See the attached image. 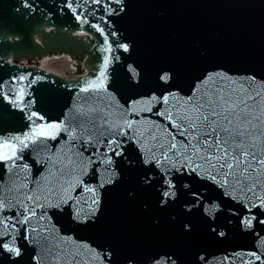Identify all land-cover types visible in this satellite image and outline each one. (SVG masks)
<instances>
[{"label":"water","instance_id":"obj_1","mask_svg":"<svg viewBox=\"0 0 264 264\" xmlns=\"http://www.w3.org/2000/svg\"><path fill=\"white\" fill-rule=\"evenodd\" d=\"M67 2L0 0V137L23 136L36 125L62 124L68 130H53L55 139L29 142L16 160L18 167L9 170V162H0V196L11 201L4 217H13V223L22 218L24 209L13 205L19 200L31 207L29 194L41 195V203L47 197L48 204L59 205L37 208L28 224L17 223L21 255L0 249V264H56L57 259L59 264H165L169 259L175 264H262L264 208L247 212L211 180L176 172L177 196L161 206L157 180L144 183L146 176L158 179L159 169L143 163L136 133L125 127L127 136H114L112 126L136 121L133 127L144 133L145 148L153 143V125L179 142L184 137L165 118L169 110L175 113L172 105L188 108V98L194 97V103L222 90L233 99L251 96L248 119H259H252L255 128L249 127L253 135L264 131V0H123L122 5L78 0L79 7L74 0L76 12ZM108 43L112 53L104 51ZM125 43L127 52L118 47ZM54 51L75 56L85 52L87 72L65 78L16 61ZM106 55L111 62L105 88L81 91L100 76ZM165 72L167 82L160 79ZM163 97H169L167 104ZM112 138L123 151L119 157L107 153L118 176L98 189L95 215L78 219L77 209L81 216L88 211L90 193L76 186L68 195L80 197L79 205L75 199L65 203L61 188L76 180L98 186L106 179L101 154ZM261 149L258 137L257 154ZM25 164L28 168L22 170ZM192 189L203 194L199 206H191ZM214 204L218 208L209 215L205 208ZM41 214L45 219H38ZM243 215L255 217L250 228L241 224Z\"/></svg>","mask_w":264,"mask_h":264},{"label":"snow or ice","instance_id":"obj_2","mask_svg":"<svg viewBox=\"0 0 264 264\" xmlns=\"http://www.w3.org/2000/svg\"><path fill=\"white\" fill-rule=\"evenodd\" d=\"M73 2L74 0H68L67 6L73 12H76V7H79L80 4L77 0L76 7H73ZM92 2L102 3V0H92ZM112 2L123 4V0H112ZM106 11L108 14L113 12L108 6H106ZM120 11H123V7H121ZM84 22H87L86 19ZM93 27H96L101 33L104 31L98 25H93ZM112 35L115 34L112 33ZM107 41L108 37L105 35V42L107 43ZM118 47L125 52L129 49L126 43L119 44ZM104 51L112 53L114 49L108 43ZM115 59H119V57L117 56ZM110 62V57L106 55L100 76L96 80L88 81L81 91L87 92L105 88L104 81L107 79V68ZM129 70L134 77L138 76L136 70L131 66H129ZM21 79H24V77H21ZM160 79L167 82L170 79V75L165 72L161 74ZM21 95H23V90H21ZM152 99H156V97ZM249 99H252V97L238 96L233 99L231 95H225L221 90L213 95L195 100L194 103V97L188 98L184 102L191 105L188 108L184 107L183 104L178 108L176 105H172V108L176 109L175 113L169 110L165 118L171 123L173 128L178 129V135L184 137V140L179 142L176 141V136L172 133L167 130L159 132L158 126L153 125L154 130L150 133V139L153 143L150 147L145 148L141 143L145 140L144 133L133 127L137 123L136 121L125 120L122 124L113 125L112 128L114 129V136H127L128 133L122 131L125 127L136 133L133 138L136 139L138 144H141L144 154L143 163L145 165L155 164L159 169L158 179L146 176L144 183L150 184L154 179L157 180L161 206L174 201L177 196V183L174 182L176 177L173 176V172L181 175L195 173L201 179L211 180L218 187L224 189L225 195L243 203L246 211L251 212L253 207L264 208V192L257 191L259 188H264V131L259 132L258 135H253L252 128H255V125L252 124V119H259V117L248 119L247 102ZM168 100L169 97H163L165 104H167ZM35 115L36 113H32V116ZM161 115L165 114L161 113ZM31 118L30 116L29 119ZM39 119H43V117ZM250 125L252 128L249 127ZM53 130L56 133L60 130L68 131L63 128L62 124H46L36 125L29 133H25L23 136L0 137V162H9L6 165L9 170L18 167L16 160L22 158L20 153L23 152L24 148L28 147V143H35L39 137L51 136L52 139H55ZM258 137L262 146L259 154L255 151ZM106 148L107 152L101 154L103 156L102 162L107 166L105 169L106 179L98 186H85L82 180H76L75 183H70L67 188H61V191L66 196V199L62 198V202L65 203L67 199H75L76 204L79 205L80 197L73 198L68 195L69 190H74L76 186H83L84 192L90 193L85 200L88 211L81 216V211L77 209L76 218L78 219L86 220L95 215L100 203L98 189L102 188L105 183H112L118 176V173L112 170L111 167L113 164L112 156L107 153L111 152L117 157L122 156L123 151L120 141L112 138ZM157 152H159V156ZM69 162L71 163V161ZM27 168L28 166L25 164L22 170H27ZM85 168L81 169V174H85ZM21 187L26 188L27 185H21ZM183 187L188 188L189 186L184 184ZM237 193L242 195L237 196ZM247 193H252L253 195L246 196ZM190 194L194 198L191 206H199L204 200L203 194L199 190L192 189ZM47 199V197H43L45 202L41 203V195H26V200L32 204L31 207L29 204L17 200L13 206L22 207L26 214L22 218L16 219L15 223H13V217L6 218L2 215L11 201H6L3 196H0V237H9L7 241L0 240V249L12 253L14 256L21 255V249L16 246V233L19 231L16 228V224H28L31 218L37 215V208L59 206L48 204ZM257 201L258 203H256ZM216 208H218V205L214 204L211 207H206L205 212L211 215ZM38 219L43 220L45 216L41 214ZM254 219V216L243 215L240 217V222L243 226L250 228ZM260 222L264 223V221ZM185 227L188 228L187 225ZM32 231L34 232L35 229H32ZM220 235H223V233H220ZM83 247L87 248L88 246L84 245ZM248 255L253 256L254 260L261 259L255 253ZM94 259H100L99 254H95ZM56 264H59V259L56 260ZM68 264H71V262H68ZM157 264H160V262L158 261ZM165 264H175V262L169 259ZM251 264H254V261ZM262 264H264V261H262Z\"/></svg>","mask_w":264,"mask_h":264},{"label":"rangeland","instance_id":"obj_3","mask_svg":"<svg viewBox=\"0 0 264 264\" xmlns=\"http://www.w3.org/2000/svg\"><path fill=\"white\" fill-rule=\"evenodd\" d=\"M84 57V55H81ZM72 57V58H71ZM77 57L79 56H75V55H71V56H67V55H55V56H49L48 58H53L49 59L52 60L49 64L48 61L46 68H50L52 69L53 72H57L58 74H61L62 76H65L66 78H72L75 77L76 75H78V73H82V71H85V67H83V62L80 63L77 59ZM26 57H20L18 58L16 61L17 62H21L25 59ZM76 59V61L73 59ZM72 59V60H71ZM21 60V61H20ZM30 61L31 63H33L34 61H36L35 59L33 60H27ZM37 65V64H36ZM47 68V69H48Z\"/></svg>","mask_w":264,"mask_h":264},{"label":"bare ground","instance_id":"obj_4","mask_svg":"<svg viewBox=\"0 0 264 264\" xmlns=\"http://www.w3.org/2000/svg\"><path fill=\"white\" fill-rule=\"evenodd\" d=\"M75 33H79V32H75ZM60 54H67L68 55V53H66L65 51H54V52H41L39 55H33L31 58H33V60L35 59L36 61H34L33 63H31L30 61H27L26 60V63H29V64H34V65H36V66H39V67H42V68H44V69H47L46 68V66H47V64H49L52 60H53V58H48L49 57V55H60ZM81 55H84V57L83 56H81ZM79 57H77V59H79L78 61L79 62H82L84 59H85V57H86V53L84 52V53H82ZM65 56V55H64ZM72 58V57H71ZM49 59H52V60H49ZM72 60V59H71ZM76 61V59L74 58L73 59V61ZM47 61H48V63H47ZM45 63H47V64H45ZM85 67H86V64H85ZM87 69V68H86ZM47 70H51L52 71V69H50V68H48ZM80 73H78V75H79ZM82 75V74H81Z\"/></svg>","mask_w":264,"mask_h":264},{"label":"built area","instance_id":"obj_5","mask_svg":"<svg viewBox=\"0 0 264 264\" xmlns=\"http://www.w3.org/2000/svg\"><path fill=\"white\" fill-rule=\"evenodd\" d=\"M60 55H62V54H60ZM49 56H54V55H49ZM26 60H32V58L31 57H27L21 62L26 63ZM80 63H82V62H80ZM82 72H84V71H82Z\"/></svg>","mask_w":264,"mask_h":264}]
</instances>
